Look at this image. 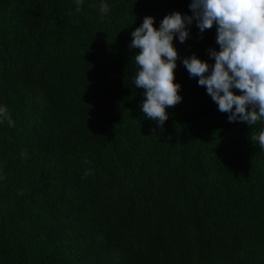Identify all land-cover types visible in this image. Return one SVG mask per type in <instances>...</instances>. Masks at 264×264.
Instances as JSON below:
<instances>
[{
    "label": "trees",
    "instance_id": "16d2710c",
    "mask_svg": "<svg viewBox=\"0 0 264 264\" xmlns=\"http://www.w3.org/2000/svg\"><path fill=\"white\" fill-rule=\"evenodd\" d=\"M190 2L0 0V264H264V122H229L182 63L214 64L216 26L174 37L162 128L134 84L131 33Z\"/></svg>",
    "mask_w": 264,
    "mask_h": 264
},
{
    "label": "clouds",
    "instance_id": "9594fccd",
    "mask_svg": "<svg viewBox=\"0 0 264 264\" xmlns=\"http://www.w3.org/2000/svg\"><path fill=\"white\" fill-rule=\"evenodd\" d=\"M75 3L80 12L82 0ZM189 8L191 15L174 11L161 20L159 28L154 27V17L145 16L131 33L129 47L139 49L134 56L139 68L134 84L144 89V116L162 128L168 119L166 109L181 102V85L175 82L179 55L173 39L178 37L184 43L188 26L195 21L201 33L216 26L219 49H209L213 65L195 53L185 56L182 63L189 76L198 78V85L206 88L221 113L228 114L229 122H246L249 126L264 122V0H191ZM108 10V5H103V11ZM0 121L15 126L6 106H0ZM250 140L264 151V129L251 135ZM93 174L88 169L82 178ZM24 192L20 189L18 194Z\"/></svg>",
    "mask_w": 264,
    "mask_h": 264
}]
</instances>
